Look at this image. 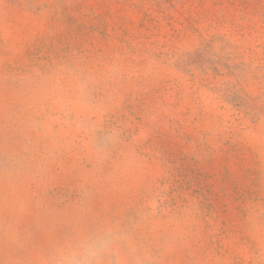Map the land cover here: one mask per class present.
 I'll list each match as a JSON object with an SVG mask.
<instances>
[{
    "label": "rangeland",
    "instance_id": "374dc122",
    "mask_svg": "<svg viewBox=\"0 0 264 264\" xmlns=\"http://www.w3.org/2000/svg\"><path fill=\"white\" fill-rule=\"evenodd\" d=\"M264 264V0H0V264Z\"/></svg>",
    "mask_w": 264,
    "mask_h": 264
},
{
    "label": "clouds",
    "instance_id": "9594fccd",
    "mask_svg": "<svg viewBox=\"0 0 264 264\" xmlns=\"http://www.w3.org/2000/svg\"><path fill=\"white\" fill-rule=\"evenodd\" d=\"M99 254V249L89 245L84 248V261L83 264H91V260Z\"/></svg>",
    "mask_w": 264,
    "mask_h": 264
}]
</instances>
